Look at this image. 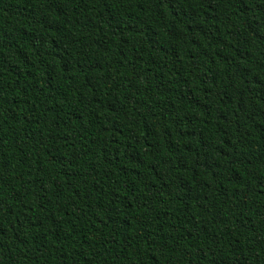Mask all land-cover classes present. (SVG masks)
<instances>
[{
  "label": "trees",
  "instance_id": "16d2710c",
  "mask_svg": "<svg viewBox=\"0 0 264 264\" xmlns=\"http://www.w3.org/2000/svg\"><path fill=\"white\" fill-rule=\"evenodd\" d=\"M0 264H264V0H0Z\"/></svg>",
  "mask_w": 264,
  "mask_h": 264
}]
</instances>
